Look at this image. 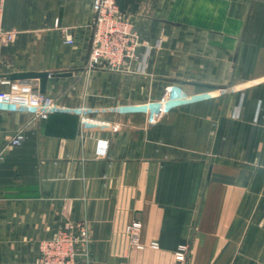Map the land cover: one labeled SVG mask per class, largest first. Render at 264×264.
I'll return each instance as SVG.
<instances>
[{
	"label": "crops",
	"instance_id": "1",
	"mask_svg": "<svg viewBox=\"0 0 264 264\" xmlns=\"http://www.w3.org/2000/svg\"><path fill=\"white\" fill-rule=\"evenodd\" d=\"M93 1L2 0L0 264H36L63 221L87 223L90 264H173L180 245L264 264V0H114L150 49L85 72ZM27 72L49 74L43 106L37 80L1 84Z\"/></svg>",
	"mask_w": 264,
	"mask_h": 264
},
{
	"label": "built area",
	"instance_id": "2",
	"mask_svg": "<svg viewBox=\"0 0 264 264\" xmlns=\"http://www.w3.org/2000/svg\"><path fill=\"white\" fill-rule=\"evenodd\" d=\"M0 0V49L4 45L14 42L16 32L3 30L1 27ZM94 19L90 39L89 53L85 72L95 70H107L111 72H123L130 68L135 61V50L141 46L150 49L144 42L138 39L131 19L123 14L114 0H94ZM64 42L71 43V37L64 34ZM8 79H2L1 84H9ZM42 95L37 94L36 104L43 106ZM45 111L39 112L40 118H45ZM22 132L15 134L8 146H19L23 141ZM5 149H0V162ZM108 142L97 143L94 155L97 159L107 157ZM140 224L132 223L125 229L131 246L139 249ZM90 239L89 228L86 222L63 221L60 223L56 234L39 243L36 264H89L90 263ZM188 247L180 245L174 252V264H187Z\"/></svg>",
	"mask_w": 264,
	"mask_h": 264
},
{
	"label": "water",
	"instance_id": "3",
	"mask_svg": "<svg viewBox=\"0 0 264 264\" xmlns=\"http://www.w3.org/2000/svg\"><path fill=\"white\" fill-rule=\"evenodd\" d=\"M67 75H70V74L69 73L58 74V76H67ZM48 77H49V74L45 73V72H42V73L27 72V73L9 74L6 76V79H8L10 81L37 80L38 81L39 94L43 95L45 93V88H46V83H47ZM193 85H196L199 87L214 88L213 86H209V85H202V84H193ZM221 125H222V120L220 121L217 132H216V137H215V142H214L215 146L217 145L219 138H220Z\"/></svg>",
	"mask_w": 264,
	"mask_h": 264
},
{
	"label": "rangeland",
	"instance_id": "4",
	"mask_svg": "<svg viewBox=\"0 0 264 264\" xmlns=\"http://www.w3.org/2000/svg\"><path fill=\"white\" fill-rule=\"evenodd\" d=\"M133 248H135V247H133ZM137 249V248H136ZM188 256H189V248H188V252H187V264H188ZM173 262H174V253H173ZM90 263H91V259H90ZM89 263V264H90ZM174 264V263H173Z\"/></svg>",
	"mask_w": 264,
	"mask_h": 264
}]
</instances>
